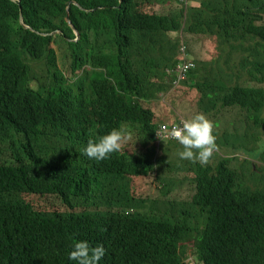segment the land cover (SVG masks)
<instances>
[{
	"label": "trees",
	"instance_id": "trees-1",
	"mask_svg": "<svg viewBox=\"0 0 264 264\" xmlns=\"http://www.w3.org/2000/svg\"><path fill=\"white\" fill-rule=\"evenodd\" d=\"M73 1L0 0V264H74L77 239L104 246L100 264H186L185 243L196 264H264V171L252 187L239 182L234 156L172 161L174 139L158 126L174 122L153 102L173 90L165 68L187 43L195 67L174 88L198 92L215 144L257 138L238 124L264 129V0ZM179 31L186 40L171 34ZM201 34L231 52L218 60ZM240 50L247 79L230 68ZM35 62L45 64L41 81ZM236 109L244 115L221 126ZM118 126L128 134L121 151L99 161L82 153ZM178 172L193 185L189 199L176 190ZM134 178L146 188L134 191ZM25 194L65 209L45 213Z\"/></svg>",
	"mask_w": 264,
	"mask_h": 264
},
{
	"label": "rangeland",
	"instance_id": "rangeland-1",
	"mask_svg": "<svg viewBox=\"0 0 264 264\" xmlns=\"http://www.w3.org/2000/svg\"><path fill=\"white\" fill-rule=\"evenodd\" d=\"M170 5L171 2H168ZM173 6H178L177 0L172 1ZM189 5L191 4H198V0L195 2L193 0H189ZM158 5H155V8L158 10ZM167 9H161V11H166ZM173 36L179 40V36H183L186 40V33L183 31L179 32H172ZM198 38L204 39V38H210V42L212 43V54L213 56H217V52L219 54L218 60H223L231 51L229 50V47L224 42L223 38H217L215 36H207L204 34L198 35ZM191 44L196 49L200 46V44L196 43L194 40H192ZM182 45V44H181ZM52 47L56 48V45L54 43L51 44ZM207 46L204 47L203 53L208 52ZM201 56H203L201 54ZM242 51H237L233 53L230 57V68L234 71L239 70L238 62L241 59ZM196 61L197 58H194ZM35 70L38 76V79L41 81L42 77L45 76V64L42 62H35ZM225 67V65H224ZM226 68V67H225ZM166 74H171L170 67L165 68ZM240 71V70H239ZM241 72V71H240ZM241 77H245L246 79L247 74L245 72H241ZM199 94L198 92L188 84H182V86L174 88L172 91L168 92H160L156 99L153 100L156 107L162 108L160 112H167L165 116V120L169 119H177L181 116L190 117L196 112H200L197 109V100H198ZM244 115V112L242 110L236 109L235 111H230L227 113H222L221 115V126H226L227 123L232 119L233 116H242ZM172 116V117H171ZM219 117V116H217ZM238 129L244 131L247 135H251V132L257 133L260 138H253L250 142L246 143L244 146H234L235 141L234 137L228 140V142L223 145L217 144L216 147L213 149L212 155L217 158L218 155L223 156H234L231 160V164L235 167L239 174V182L243 185L252 184V187L255 185H258L260 182L262 176L264 175V129H260L259 126H252L251 130L248 128L249 122H245L241 126V122L238 124ZM241 126V127H240ZM262 127V126H261ZM264 128V126H263ZM215 129V127H213ZM225 131L229 132V129L226 128ZM220 130V134H221ZM171 152L168 155L169 158L174 162H179L177 159L178 151L182 149V146L176 141L171 140ZM153 144V143H152ZM156 145V144H155ZM260 147V149H256ZM157 148V146H156ZM161 152L159 154L166 155L161 149H159ZM216 153V154H215ZM215 154V155H214ZM157 156V155H156ZM158 157V156H157ZM157 160V159H156ZM155 160V161H156ZM185 162L186 159H181ZM240 160V161H239ZM253 163L254 166L257 169V173L250 174L249 172V163ZM263 172L262 176H259ZM189 176V179L193 177L192 174L187 173ZM182 173L178 172V179H181V181H177L176 184V190L180 192L182 188H187L186 191V197L189 199L190 194L194 191L193 185L191 186L189 184L188 180L182 181ZM145 178V176H144ZM137 181L138 178H134L131 182V187L134 191L139 192L142 189L146 188V184L144 182L141 183L139 187H137ZM194 184V183H193ZM150 186L153 187V184L150 183ZM185 194V192H184ZM24 198L26 201H30L35 209L38 210H45V213L48 211H61L64 210L65 207L56 199H54L52 196H40L39 194H25ZM181 250H185L184 252V258L186 261V264H196L194 260V256H192L193 248L191 243H185L180 247ZM192 258H191V256Z\"/></svg>",
	"mask_w": 264,
	"mask_h": 264
},
{
	"label": "clouds",
	"instance_id": "clouds-1",
	"mask_svg": "<svg viewBox=\"0 0 264 264\" xmlns=\"http://www.w3.org/2000/svg\"><path fill=\"white\" fill-rule=\"evenodd\" d=\"M185 45L188 48L187 43ZM181 56L182 52L178 61L181 60ZM188 58L192 61L191 57ZM178 61L176 62L178 63ZM192 63L193 66L189 71L195 67V62L192 61ZM171 76L170 82H173L176 79L175 72H171ZM167 137L175 139L182 146V149L177 153L179 158L197 161L201 165L208 161L216 147L213 125L202 112H196L189 118L173 125L168 131ZM127 138L126 128L114 127L96 139H89L82 148V153L89 159L99 161L107 158L113 152L121 151ZM104 254L105 248L102 244L92 245L85 239L75 240L67 253L68 259L74 261V264H100Z\"/></svg>",
	"mask_w": 264,
	"mask_h": 264
},
{
	"label": "bare ground",
	"instance_id": "bare-ground-1",
	"mask_svg": "<svg viewBox=\"0 0 264 264\" xmlns=\"http://www.w3.org/2000/svg\"><path fill=\"white\" fill-rule=\"evenodd\" d=\"M185 4H188V2H186ZM184 43L182 42V45H180V49L182 48V47H184ZM184 54L186 55V56H188V57H191L192 58V61H194V57L192 56V55H190L188 52H187V48L184 50ZM170 71L171 72H175V71H181V72H184L185 74H187L188 72H189V70H183V69H181V67L177 64V62H175L174 64H173V66L172 67H170ZM173 85V87H172V89H174V87L177 85V83L178 82H171ZM182 120H184V117H179V120L177 121V120H175V121H172V119H170L169 121H171V122H174V124L173 125H176V124H178L180 121H182ZM169 124L170 123H167V124H160L158 127L161 129V130H163L164 131V133L166 134V136H167V133H168V131L170 130V129H168V126H169ZM253 138H256V137H253ZM253 138H249V139H245V140H241V141H238L237 139H236V136L234 137V141H235V145L234 146H244V145H246V143H248V142H250ZM257 138H260V136H258ZM175 140V139H174ZM157 146V145H156ZM221 157L223 156V155H220ZM231 160L232 159H229V163L231 164ZM240 161V160H239ZM251 163V162H250ZM251 164H253V163H251ZM231 166L232 167H234L232 164H231ZM235 168V167H234Z\"/></svg>",
	"mask_w": 264,
	"mask_h": 264
},
{
	"label": "built area",
	"instance_id": "built-area-1",
	"mask_svg": "<svg viewBox=\"0 0 264 264\" xmlns=\"http://www.w3.org/2000/svg\"><path fill=\"white\" fill-rule=\"evenodd\" d=\"M185 49H186V45H184V47L181 48L182 56H181V60L178 61L177 64L181 67V69L189 70L193 66V63L191 59H189L188 56L184 54ZM175 74H176V79L173 81L175 83L178 82L180 79H183L186 75L184 72L181 71H175ZM161 134L163 136H166L163 130H161Z\"/></svg>",
	"mask_w": 264,
	"mask_h": 264
},
{
	"label": "water",
	"instance_id": "water-1",
	"mask_svg": "<svg viewBox=\"0 0 264 264\" xmlns=\"http://www.w3.org/2000/svg\"><path fill=\"white\" fill-rule=\"evenodd\" d=\"M72 1H73V0H72ZM73 2L76 3L75 1H73ZM66 20L69 22V24H70L71 26H73V25H72V22H71V20H70V18H69V12H67ZM20 21H21V23L24 24L22 13H21V15H20ZM25 26H28V25H25ZM75 32L77 33V36H79V32H78V30H77L76 28H75Z\"/></svg>",
	"mask_w": 264,
	"mask_h": 264
}]
</instances>
